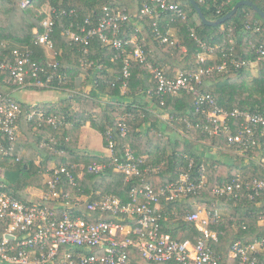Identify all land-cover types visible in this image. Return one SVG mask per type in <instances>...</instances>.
I'll list each match as a JSON object with an SVG mask.
<instances>
[{"label": "trees", "instance_id": "16d2710c", "mask_svg": "<svg viewBox=\"0 0 264 264\" xmlns=\"http://www.w3.org/2000/svg\"><path fill=\"white\" fill-rule=\"evenodd\" d=\"M146 1L30 0L24 8L21 0H0V50L1 44L6 42L29 45L35 53L33 59L41 64H46V51L34 45V31L38 29L40 33L44 32L41 24L48 16L41 14L39 17L38 14L47 2L53 8L78 10V23L87 18H100L104 7L123 10L131 19L122 24L118 38L125 42L134 40V43L127 45L126 54L115 62L111 58L116 55V51L99 39L91 42L89 55L85 57L80 46L71 43L66 34L65 28L70 20L56 19L51 40L58 52L57 74L67 77L61 92H71L69 98L56 103L39 104L38 107L45 112L43 120H28L32 105L18 101L23 114L18 120L19 133L13 144L14 153L5 160H1L0 155V166L7 173L6 191L20 201H29L28 189L47 191L46 176L54 166L65 165L74 166L72 174L76 186L65 176L60 185L65 192H71V202H75L77 196H87L88 202L93 201L98 198L95 193L100 192L101 195H114L127 204L133 200L131 190L142 182L151 184L155 191H159L162 187L179 182L185 173H189L193 181H199L202 172L206 186L200 193L189 195L181 201L162 200L167 216L162 231L174 239L197 243L204 235L185 218L200 206L214 205L227 214L209 226V230L217 236V239H210V246L221 263L235 264L230 258L235 241L254 242L264 238V223L260 224L264 193L252 200L244 185L253 178L264 180V168L256 162L260 158V150L249 146H230L224 132L219 135L205 132L206 114L197 112L196 98L190 92L182 90L177 95H166L162 105L157 93L154 94L155 82L149 68L134 60L131 52L140 45L148 63L162 69L171 79H175L179 72L193 76L200 70L216 68L225 61L229 65L231 60L255 63L257 54L254 46L264 45V20L253 8L242 6L226 23L208 26L203 24L189 0H169L186 13L185 19L167 13L156 20L142 13ZM196 1L206 18L214 21L230 12L241 0ZM250 1L264 11V0ZM219 10L220 14L217 13ZM154 23H157L163 34L171 32L169 43L161 44L156 39ZM256 26L261 28V32L254 31ZM204 46L213 51H208ZM126 57L132 62V74L128 79L123 77ZM202 58L205 60L202 61ZM90 63L93 64L89 66ZM259 64V76L252 81L247 76L251 65L238 70L230 65L229 73L214 71L202 75L200 84H195L196 89L212 96L217 106L229 112L238 109L264 115V61ZM1 82L0 91L4 89ZM150 89L154 96L148 94ZM205 109L206 112L211 110L208 106ZM163 115L168 116V119L164 120ZM49 117L61 120L62 124L55 126L49 123ZM121 121L126 123L128 129L125 137L119 128ZM86 122H90L92 128L102 134L105 147L110 140L115 142V156L122 162L126 161L127 147L132 149L137 159L146 157L143 168H149L150 173L127 181L125 175L114 171L113 165L101 174L89 172L90 165L110 164L112 159L108 153L78 152L76 136ZM230 123L235 132L239 122L231 119ZM174 125L180 128H172ZM227 148L257 158H251L252 161L245 164L243 158L234 159L233 155L229 156L233 162L224 161L228 155L222 154L218 158L207 155L206 149L216 153V150ZM38 159L40 163H37ZM233 179L243 184L238 198L214 195V187L227 185ZM35 202L53 206L52 202L39 199ZM86 206V203H82L78 211L86 212ZM93 215V220H115L110 214ZM129 257L132 264H156L145 259L137 248L129 250ZM261 260L264 261V256Z\"/></svg>", "mask_w": 264, "mask_h": 264}, {"label": "built area", "instance_id": "2783aa9c", "mask_svg": "<svg viewBox=\"0 0 264 264\" xmlns=\"http://www.w3.org/2000/svg\"><path fill=\"white\" fill-rule=\"evenodd\" d=\"M207 1L209 0H200L202 3ZM29 3V0H21L24 8ZM79 13L76 9L50 7L48 17L41 24L44 32L40 33L35 29L34 45L45 49L46 64L33 59L35 53L29 45L10 47L7 43L1 44L0 81L4 85V89L0 91L1 160L13 156V144L19 133L18 120L23 114L18 100L14 97V91L64 90L62 85L66 83L67 77L65 74H57L58 52L51 40L56 19L70 20L65 28L66 34L71 43L80 46L85 57L89 55L94 39H99L116 51V55L111 58L112 62L125 55L127 45L134 43V40L125 42L118 38L122 24L131 19L127 12L104 7L100 18H87L78 23L76 19ZM142 13L156 20L167 13L184 19L187 17L178 5L171 4L169 0H147L143 4ZM217 13L220 14V10ZM154 27L156 39L160 40L161 44L169 43L171 32L163 34L157 23H154ZM254 31L259 33L261 28L256 26ZM206 49L213 51L211 48ZM254 49L257 54L255 64L264 61V45L254 46ZM131 57L149 68L155 82L154 94L157 93L162 105L166 95H177L182 90L192 93L196 98L197 112L206 114L205 132L209 135L226 133L230 146L259 149L260 158L256 159V162L264 168V115L238 109L229 112L217 106L212 96L200 93L195 86L200 84L201 76L205 73L217 71L226 74L230 72V65L238 70L252 65V62L231 60L229 65L228 61H225L216 68L200 70L193 76L179 72L175 79H171L162 69L148 63L146 53L140 45L131 52ZM204 60L205 58H202V61ZM91 64L93 63L89 66ZM123 64V77L128 79L132 74V62L126 57ZM148 94L154 96L153 90L150 89ZM38 106L39 104L32 105L33 110L29 113L28 120L45 118V112ZM205 106L211 110L206 112ZM231 119L239 122L235 132L231 129ZM48 120L55 126L62 124L61 120L54 117H49ZM119 128L125 137L128 132L126 123L121 121ZM115 147L113 140H110L106 147L109 158L112 159L110 164L94 163L88 167V171L101 174L113 165L114 171L125 175L127 181L150 173L149 168H143L146 157L137 159L132 149L127 147L126 161L122 162L115 156ZM73 168L74 166H54L46 176L47 191H42L37 198L52 202L51 207L48 204H37L36 199L20 201L8 193L5 183L7 173L0 166V264H132L129 257L131 248H137L145 259L156 264H223L210 246V239H215L216 236L209 230V226L221 219L220 210L214 205L200 208L185 218L195 224L204 235L197 243L174 239L162 231V224L167 221L162 200L181 201L189 195L200 193L206 186L202 172L199 181H193L191 175L185 173L179 182L162 187L159 191H155L151 184L142 182L131 190L133 200L124 204L118 197L101 195L100 192L95 193L98 198L93 201L88 202L87 196H77L75 202H71V192H65L60 185L65 176L76 186ZM244 185L248 197L252 200L264 193V180L253 178ZM242 190L243 184L233 179L227 185L214 187L212 192L217 197L238 198ZM82 203L87 204L86 212L78 211ZM93 213L110 214L115 220H93ZM262 256L264 238L254 242L237 240L230 251V258L235 264H264Z\"/></svg>", "mask_w": 264, "mask_h": 264}, {"label": "rangeland", "instance_id": "374dc122", "mask_svg": "<svg viewBox=\"0 0 264 264\" xmlns=\"http://www.w3.org/2000/svg\"><path fill=\"white\" fill-rule=\"evenodd\" d=\"M50 5L49 3L47 2L46 4L43 5V7L39 10V17L41 14H47L50 10ZM259 66L260 64L259 63H253L249 68H248V72H247V76H248V80L249 81H252L253 79L257 78L259 76ZM38 93V97L32 101L31 105H33V103H35L34 105L38 104L43 98H46V97H49V98H57L60 96H62V92L60 90H52V91H49L50 93L47 94V93H44L42 91H36V90H21L20 93H17L16 96L19 98V99H22V96L24 94H26V96H29L28 99H32L33 97V94H37ZM53 93V94H52ZM42 98V99H41ZM49 103H52L50 101H48ZM47 102V103H48ZM168 118H165L164 120H167ZM172 128L174 129H177V128H180L176 125H174ZM93 143H96L95 145L97 146V154H101L102 151L101 148H102V142H101V137L98 135V134H95L94 136V139H93ZM207 150V155H210L212 157H222V154L225 156V155H228V158H225L224 161L226 162H233V160L229 157L230 155H233V158L234 159H241L243 158L245 160V164H247L249 161H252L251 158L252 156L251 155H247V154H243V153H237L234 149H231V148H227L225 150H216V153H213L210 149H206ZM219 151V152H218ZM92 152H96V151H93ZM254 158H257V157H254ZM37 163H40V160L38 159L37 160ZM225 171V170H224ZM28 193H29V197L31 200H35V199H38L37 197H39L42 193V190H39V189H36V188H30L28 189ZM200 208H204V207H198L197 208V211L200 209ZM220 213H221V218L223 219L224 215L227 214V212L225 211H222L220 210ZM264 223V210L261 212V216H260V224H263ZM236 228L238 229V225H236Z\"/></svg>", "mask_w": 264, "mask_h": 264}, {"label": "crops", "instance_id": "0c3cea01", "mask_svg": "<svg viewBox=\"0 0 264 264\" xmlns=\"http://www.w3.org/2000/svg\"><path fill=\"white\" fill-rule=\"evenodd\" d=\"M6 43L9 44L10 47H17V46H19V45L12 44V43H9V42H6ZM124 90L125 89L123 88V91ZM20 92H21V90L14 91V97L18 101L27 103L29 105H31L32 101H34L38 97V93L36 92L37 94H33V96H32L33 98L32 99H28L29 96H26V94H24L22 96V99H19L16 96V94L17 93H20ZM70 92H71L70 90H66V92L62 93V96H60V98L57 97L56 99L55 98L54 99L53 98H49V97H46V98H43V99L41 98L42 100L38 104L47 103L48 101H50L52 103H56L57 101H60L61 99L69 98V93ZM44 93L49 94L50 92H44ZM34 104L35 103H33V105ZM162 118L165 119V118H168V116L163 115ZM95 134H98L101 137V142H102V148L100 150V151H102V153L101 154L99 153V155H107V151H106V147L104 145V139H103L102 134H100L98 131H96L95 129H93L90 122H86L85 124H83V126L79 130L78 136H76V141H78L76 147H78V152L79 153H82V154H97L98 153L97 152V149L98 148L95 145L96 143H93V139H94ZM92 150L93 151H96V152H92ZM214 235L216 236V234H214ZM215 239H217V236H216Z\"/></svg>", "mask_w": 264, "mask_h": 264}, {"label": "water", "instance_id": "95a60500", "mask_svg": "<svg viewBox=\"0 0 264 264\" xmlns=\"http://www.w3.org/2000/svg\"><path fill=\"white\" fill-rule=\"evenodd\" d=\"M30 1V0H29ZM189 2L191 3V5L193 6V8L197 11L201 21L203 22V24L208 25V26H212V27H216L219 25H222L224 23H226L228 20H230L238 11V9L242 6H248L253 8L264 20V11L261 10L257 5H255L252 1L250 0H241L239 1L234 7L233 9L228 12L226 15H224L223 17L211 21L208 20L206 18V16L204 15V13L202 12L198 2L196 0H189Z\"/></svg>", "mask_w": 264, "mask_h": 264}]
</instances>
